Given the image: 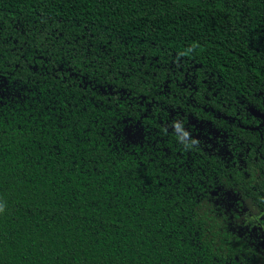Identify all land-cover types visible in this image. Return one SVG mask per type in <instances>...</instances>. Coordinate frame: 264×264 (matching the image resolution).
<instances>
[{
	"label": "trees",
	"instance_id": "1",
	"mask_svg": "<svg viewBox=\"0 0 264 264\" xmlns=\"http://www.w3.org/2000/svg\"><path fill=\"white\" fill-rule=\"evenodd\" d=\"M251 109L264 0H0V264H264Z\"/></svg>",
	"mask_w": 264,
	"mask_h": 264
},
{
	"label": "water",
	"instance_id": "2",
	"mask_svg": "<svg viewBox=\"0 0 264 264\" xmlns=\"http://www.w3.org/2000/svg\"><path fill=\"white\" fill-rule=\"evenodd\" d=\"M250 112L252 113L253 116L261 118V116L258 113H256L254 110L251 109ZM214 194L216 195L217 193L214 192Z\"/></svg>",
	"mask_w": 264,
	"mask_h": 264
},
{
	"label": "flooded vegetation",
	"instance_id": "3",
	"mask_svg": "<svg viewBox=\"0 0 264 264\" xmlns=\"http://www.w3.org/2000/svg\"><path fill=\"white\" fill-rule=\"evenodd\" d=\"M257 113V112H256ZM259 114V113H258ZM261 116V118L264 120V116H262L261 114H259ZM255 117V116H254ZM257 118H260V117H257Z\"/></svg>",
	"mask_w": 264,
	"mask_h": 264
}]
</instances>
